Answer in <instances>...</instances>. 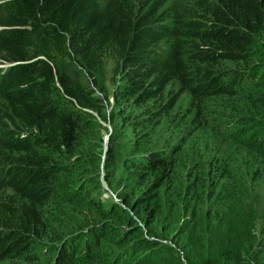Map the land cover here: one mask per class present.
<instances>
[{
	"label": "trees",
	"instance_id": "16d2710c",
	"mask_svg": "<svg viewBox=\"0 0 264 264\" xmlns=\"http://www.w3.org/2000/svg\"><path fill=\"white\" fill-rule=\"evenodd\" d=\"M167 235L264 264V0H0V264H159Z\"/></svg>",
	"mask_w": 264,
	"mask_h": 264
},
{
	"label": "rangeland",
	"instance_id": "374dc122",
	"mask_svg": "<svg viewBox=\"0 0 264 264\" xmlns=\"http://www.w3.org/2000/svg\"><path fill=\"white\" fill-rule=\"evenodd\" d=\"M108 88H110L108 86ZM186 104V99L185 98H181L180 101L178 102L177 106L179 109H182L183 106ZM173 114H175V111L173 112ZM228 119V118H226ZM102 125L106 128V133L103 136V146H102V150H103V156H105L107 154L108 148L112 149L114 145L112 144H108V137H113V131H112V127H110L108 124L102 123ZM167 127L164 126L163 131L166 129ZM130 129V128H129ZM132 130V129H131ZM170 131L172 136L177 135L175 137L176 142H179V140L181 138H183L184 144L182 146V148H184V150H188V147L191 145V143L193 142L189 136H186L187 134H183L181 133L179 135L178 129H174V128H167V132ZM224 132V130H222ZM110 133V134H108ZM147 136L150 137L152 136V133L150 131L146 132ZM114 138V137H113ZM126 138H127V133L126 132H122V137H121V143L120 144H116V146L113 148L112 152L111 151V158L113 159V163L110 165H107V172L108 174L111 173L112 175L115 174L116 178L115 180H117L115 183H113L112 188H110L111 191L114 192H118L121 190V186H119V179L118 176L119 175L121 177V162L123 161L124 157H126L128 154L126 153ZM118 139H115V141H117ZM175 141V140H172ZM166 142V141H164ZM131 146H128V149ZM104 161V160H103ZM109 166V167H108ZM101 175H100V181H101V188L104 190V194L106 197H110L112 199L115 200L113 193L110 192V190H108V188L106 187V185L103 182L104 179V172L105 169H103V166L101 168ZM121 181V180H120ZM62 214L65 215L63 217H61L60 215H57L56 219L59 220L60 224L64 225L65 222L66 223H74V226L71 227L69 229H73L74 227L81 225L83 223H90L92 222V214L90 213L89 210L84 209L83 206H72V207H65L62 208ZM76 221V222H74ZM68 231V230H67ZM67 233L65 230L63 231V233ZM166 238H168L167 240L165 239L163 242V252L159 253V257L164 259V262L159 261V264H186L184 261L185 254L184 251L182 249V246L180 244H176L175 242H173V238L171 236H166ZM172 238V239H171ZM44 243H47L49 241H43ZM61 242H55L54 245L56 246V248H58V246H60ZM38 257L40 258V264H44L46 262V259L48 255H46V258L44 254H42L41 252L39 254H37ZM45 264H52V262L50 261L49 263H45Z\"/></svg>",
	"mask_w": 264,
	"mask_h": 264
},
{
	"label": "clouds",
	"instance_id": "9594fccd",
	"mask_svg": "<svg viewBox=\"0 0 264 264\" xmlns=\"http://www.w3.org/2000/svg\"><path fill=\"white\" fill-rule=\"evenodd\" d=\"M109 134V133H108ZM103 143H104V141H103Z\"/></svg>",
	"mask_w": 264,
	"mask_h": 264
}]
</instances>
